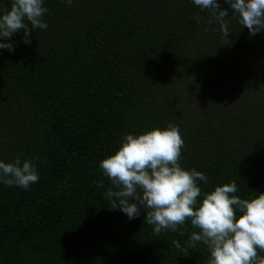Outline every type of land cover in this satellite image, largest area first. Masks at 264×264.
I'll return each instance as SVG.
<instances>
[{
	"label": "trees",
	"instance_id": "obj_1",
	"mask_svg": "<svg viewBox=\"0 0 264 264\" xmlns=\"http://www.w3.org/2000/svg\"><path fill=\"white\" fill-rule=\"evenodd\" d=\"M218 3L227 44L193 0H44L47 30L0 41L14 44L0 49V161L39 157L40 177L0 183V264H206L202 242L175 247L198 231L190 221L184 236L156 235L147 209L111 210L99 163L124 135L172 123L203 192L235 181L242 199L264 193V32Z\"/></svg>",
	"mask_w": 264,
	"mask_h": 264
},
{
	"label": "clouds",
	"instance_id": "obj_2",
	"mask_svg": "<svg viewBox=\"0 0 264 264\" xmlns=\"http://www.w3.org/2000/svg\"><path fill=\"white\" fill-rule=\"evenodd\" d=\"M225 2L234 10L233 18L238 17L239 24L250 35L264 32V0ZM72 3L73 0H67L69 6ZM193 3L210 13L208 23L219 25L227 44L229 11L221 10L218 0H193ZM47 12L44 0H12L10 9H0V41L11 40L23 30V41L30 44L34 29L49 27L44 22ZM194 18L200 22L199 15ZM0 49L12 52L14 44L0 42ZM183 145L180 128L172 123L164 129L124 135L119 150L99 163L112 185L104 194L110 209L120 210L129 220L139 217L141 208L147 209L145 223L152 226L156 235L171 230L184 236L185 231L180 228L190 221L198 231L190 234L186 247L174 241L175 247L187 251L202 242L210 254L206 264H264V255L259 254L264 253V193L242 199L236 195L239 189L235 181L203 192L197 182L207 184L208 177L195 168L189 171L181 167ZM35 160L39 157L25 158L22 163L17 155L14 162L0 161V183L29 189L40 179ZM93 183L103 186V181Z\"/></svg>",
	"mask_w": 264,
	"mask_h": 264
}]
</instances>
